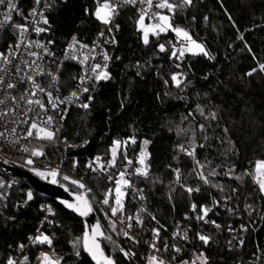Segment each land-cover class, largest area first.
<instances>
[{"label":"trees","instance_id":"1","mask_svg":"<svg viewBox=\"0 0 264 264\" xmlns=\"http://www.w3.org/2000/svg\"><path fill=\"white\" fill-rule=\"evenodd\" d=\"M104 2L55 3L48 17L50 37L56 45L61 47L73 37L92 42L105 27L95 16L96 8ZM138 20L136 10L123 5L109 32L113 39L110 78L92 84L94 100L88 109L70 112L64 147L58 151L57 141H36L31 146L44 149L50 158L64 156L69 144L87 141L85 149L69 150L66 156L78 159L75 173L85 176L101 198L116 187L115 181L125 172L131 184L146 195L140 238L148 241L153 230L159 229L160 251L167 257L182 260L195 248L205 252L207 264H264V195L250 175L256 162L264 161V70L260 69L264 64V0H191L190 5L177 7L171 24L200 40L209 53H187L182 67L174 64L171 54L175 33L150 34L145 44ZM161 44L165 51L160 50ZM177 73L179 87L171 79ZM128 137L135 139L129 153L134 164L139 152L145 149L149 153L148 178L124 168L120 157L109 173L83 169L94 155H101L109 164L113 142ZM193 150L194 155L187 154ZM176 169L181 170L184 185L199 189L192 197L176 183ZM201 172L209 183L201 179ZM213 172L215 175H210ZM0 186V264H8L18 244L25 243L42 224L53 242L51 247L35 248L33 261L38 262L41 251L48 249L60 264H93L82 245L78 256L72 245L84 233L80 218L36 192L29 200L30 188L22 180L11 185L0 177ZM237 196L241 202L248 198L252 213L247 215L241 206L239 219L227 211H212L215 224L203 228L210 237L207 244L196 239L183 243L172 235L174 227L182 223L195 237L198 224L186 219L192 201L201 213L203 207H213L215 200ZM112 199L113 195L111 203ZM43 203L51 209L47 217ZM90 203L105 235L111 237L103 241L106 254L117 264H149L147 248L121 237L118 224L104 215L95 199L90 198ZM137 204L136 196H130L123 215L132 213ZM239 222L246 226L245 241L229 247V226L236 227ZM177 246L180 253L175 252ZM131 250L134 256L126 257L124 252Z\"/></svg>","mask_w":264,"mask_h":264},{"label":"built area","instance_id":"2","mask_svg":"<svg viewBox=\"0 0 264 264\" xmlns=\"http://www.w3.org/2000/svg\"><path fill=\"white\" fill-rule=\"evenodd\" d=\"M64 1L65 0H41V3L37 5L36 0H13L18 11L12 13V21L9 24L3 28H0V53L8 56L11 60V63L5 64L3 60L0 59V68L7 69L6 72L0 71V76L3 77L4 81V83L0 85V100L4 101L3 104H0V113L4 114L2 117H0V133H3V135L0 136V177L6 178L8 183L11 185H17L21 179L16 178L8 173L7 168L18 167L29 171L45 182L50 184L58 183L61 185H66L80 194L85 193L86 189L90 190L86 192L87 199H89V201L90 198L95 199L103 210L104 215L108 216L118 224L119 234L121 237L129 238L123 235V232L126 231L129 233V236L134 238L132 239L133 241L143 244L148 250L149 258L155 255L159 259H163L165 264H184V262L193 264V261H195V264H201V261L198 260L197 257L202 253L203 257L206 258L205 252H198L195 248H191L189 250V256L182 260H177L175 256L172 258L167 257L165 253L160 251L159 229L158 237H155L154 233H152L151 239L148 241H143L140 238L139 231L143 226L145 210L147 208L146 195L143 189H138L133 186L126 175L125 179L129 181L130 187H125L122 185V191L125 193V195L122 197L123 209L122 211H118L115 216L111 214V208L116 206L115 188L109 189L106 193V196L101 198L95 192L93 186L86 180L85 176L75 173V170L78 169L79 166L78 159L74 156L71 158H67L66 156L69 150L77 151L80 149H85L88 144L87 141L69 144L65 147L66 154L64 156H52L50 158L47 157L48 155L44 149L38 146H31L36 141H57L58 151L60 147H64L66 142L64 132L67 127V118L70 112L74 109H84L80 106L83 103H88L90 107L94 100L92 84L98 83L100 81H106H95L94 78L92 80L87 79L88 76L92 75V66L95 64H100L103 66L106 63V71L110 74V48L112 47L113 39L109 32L113 27L115 20L119 17L121 8L123 5H125L122 3V0H110L113 5H119L116 9L114 18L109 25H105V27L95 36L92 42L87 43L76 38L74 42L73 38H70L63 46L60 47L57 46L55 41L50 37L51 23L48 15L50 9L55 3ZM157 2H159V0H153V6L151 9L148 8L146 3H140L139 0L135 5H126L134 8L139 16L142 9L146 10L147 15L144 22L150 25L159 22L158 20L152 19L153 13H160L171 18L177 9L175 8L173 12H169L167 9H158L155 7ZM34 9L37 12L35 17L32 15ZM7 12L8 7L6 0L4 5H0V20H3L4 15L7 14ZM39 13H43V17L48 20V24H44L42 22ZM34 21H37L38 23H34ZM14 24H27L28 31L23 37V42H21L22 38L20 37L19 31L13 27ZM37 26L45 28L46 31L39 34L35 33L33 28ZM170 31L171 30L160 32L158 35L169 33ZM101 33H103V35H101ZM37 43L43 45L44 47H37ZM171 44L173 49H179L184 45V41L175 35ZM17 45H19V47H17ZM70 45H74V47L70 48ZM82 45L87 47H81ZM45 48L47 49V52H45ZM30 52H35L37 55L31 56L28 54ZM104 53H107V55L110 57L108 61L103 59ZM71 56H75L76 59L70 58ZM85 56H88L89 59L81 63ZM185 56L180 59L175 57L174 64L176 66L179 65V67H182ZM33 61H35L34 64L32 63ZM17 69H19V72ZM41 70L42 74H37L40 73ZM101 70H103V67ZM28 76H32L35 84H38L39 87L43 88L45 91L40 92L39 89L35 88L33 80H29L27 78ZM81 77H85L84 83L81 82ZM8 83H12L15 86L13 88H8ZM83 87H88L89 91L83 92ZM33 92L35 95H31ZM48 92H51L52 101L53 103H56V107H53V104L49 102V97L47 95ZM73 92L78 94V98L74 97L71 101H69L67 98L70 97ZM13 97L15 99H13ZM21 97H24V99H21ZM89 97H91V101H89ZM28 99H32L33 101L39 99L44 105V108H40V106L35 103L28 104ZM59 101L64 102L60 103ZM49 116L52 117V122L50 124L47 123V118ZM33 122L37 123L39 127H43L48 131H52L54 133L53 139L48 140L37 138L36 129H31L34 134L33 136L29 137L27 132L30 130V126ZM133 139V137H128L125 141L121 142V146L117 151L116 158H121L122 166L124 168H133V173L135 176L148 178L151 174L149 153L147 150H142L147 153L145 165L147 166L148 175L145 177L137 174L135 171L138 167H144L139 163L140 154L142 151L138 153L135 164L130 158V148L135 145V143H132ZM25 148H27L28 151H25ZM34 151L40 152L42 154L33 155L32 153ZM97 157L100 159L97 160ZM29 160L32 161L31 164L28 163ZM128 161H132V163L129 164ZM69 163H71V166H69ZM89 165H91V167H89ZM101 165H103V168H101ZM110 168L111 166H109V164L101 155H94L86 161L83 169L91 173H109ZM53 170H55L58 175H51ZM177 170L179 172V177H177ZM38 172L43 173V175H39ZM174 172L176 183L183 186L188 195L192 197L193 191L191 193L187 191V188L191 187L182 183L181 170L176 169ZM64 176H67L70 179L65 180L63 178ZM73 180L83 183L86 188H79L77 185L71 182ZM29 192L32 194L34 191L30 189ZM234 193L237 194V191L235 190ZM111 195H113L112 203L109 201V204L105 205L103 200L106 197L109 199ZM134 195L136 196V201L138 203L136 208L132 213L123 215L127 200L130 196L133 197ZM193 204L194 202L192 201L189 213L186 215V219L192 220L198 224L195 237H193L191 234L190 227H186L182 223H178L174 227V231H172L173 236L174 233H179V235L174 236L175 238L187 244L195 242V239L201 241L199 239V235L201 234L206 236L205 232H203V228L205 225L211 224L214 221L211 216L212 211L218 209L221 211H227L230 214H236L239 219H242V214L240 213L241 206L247 215L252 213L251 203L248 198H245L241 202L240 196L235 197V199L223 197L221 202L215 200L213 207H210L211 211H209L207 217L204 220L197 218L198 216L202 215V212H197V207L195 210H193ZM48 209L47 203H43L42 210L44 211L46 217L49 215ZM137 217H139L142 223L137 222ZM129 224H131L130 228L128 227ZM164 229L166 230V228ZM228 231L230 233V239L228 240L229 247H233L235 245L240 246L243 244L245 241L244 232L246 231V226H244L243 223L239 222L236 227L230 225ZM40 233H44L45 235L51 237L44 230V225L42 224L35 231V233L28 237V240L25 243L18 244L15 254L11 258L15 264H41L40 259L38 262H36L31 258L32 251L35 248L40 246L48 247L47 244L33 243V239ZM185 233L187 235L186 239L183 238ZM153 243H155L156 248L159 249V251H156L151 246ZM21 245H23V247H21ZM176 248H179L180 251L177 252L175 250V252L180 253L181 248L178 246L175 247V249ZM41 253H49L52 255V252L48 249H43ZM129 256H134V252L132 250L129 251ZM53 258L56 259L54 256Z\"/></svg>","mask_w":264,"mask_h":264},{"label":"snow or ice","instance_id":"3","mask_svg":"<svg viewBox=\"0 0 264 264\" xmlns=\"http://www.w3.org/2000/svg\"><path fill=\"white\" fill-rule=\"evenodd\" d=\"M6 2V0H0V5H4ZM138 2V0H122L123 4H131V5H135ZM140 3H146L148 5V8L151 9V7L153 6V0H139ZM41 3V0H36V4L39 5ZM191 4V0H182L181 4H175L170 2V0H159V2H157L155 4V7L158 9H167L169 12H173L175 8L177 7H184L186 5H190ZM119 5H113L110 0H105V2L103 4H100L96 10H95V16L96 18L103 24L105 25H109L112 22V19L114 18V15L116 13V9ZM7 7H8V12L7 14L4 15L3 20H0V28L5 27L7 24H9L12 21V13L18 11L17 10V6L16 4L13 2V0H7ZM32 15L35 17L37 15L36 10L34 9L32 12ZM41 20L44 24H48V20L46 18L43 17V13H39ZM147 15V11L146 10H141L140 16H139V20H138V24L140 25V29L143 32V41L145 44H148L149 42V32L151 31L152 34L158 35L160 32H165V31H173L175 33V35L178 38H181L184 41V45L181 46L179 49L174 48L172 50V56L176 57L177 59L183 58L185 56L186 53H191L193 55H200L203 54L205 56H208L209 53L206 51L205 47L203 46V44L198 43L196 40H194L192 38V36L189 34L188 31L179 28V27H174L171 22H170V17L167 15H162L160 13H153L152 14V19L153 20H158V23H153L150 25H145L144 21ZM34 23H38L37 21H34ZM13 27L15 29H17L19 31L20 37L22 38L23 42V37L25 35V33L28 31V26L27 24L24 25H20V24H14ZM33 31L37 34L46 31L45 28L42 27H34ZM101 35H103V33H101ZM73 41L75 42V37H73ZM37 47H41L43 48V45L40 44H36ZM17 47H19V45H17ZM70 48H73L74 45H70ZM81 47H87L82 45ZM160 50L161 51H165V47L163 44H161L160 46ZM45 52H47V49L45 48ZM31 56H36L37 53L35 52H30L28 53ZM70 58L72 59H76L75 56H71ZM0 59L3 60V62L5 64H9L11 63V60L8 56H5L4 54L0 53ZM89 59L88 56L84 57V60L81 61V63H83L84 61H87ZM103 59L105 61H108L110 59V57L107 55V53L103 54ZM33 64L35 63V61L32 62ZM103 67V70H101ZM177 67H179V65H177ZM107 69V64L105 63L103 66H101L100 64H95L94 66H92L91 72L92 75L88 76L87 79L88 80H92L94 78L95 81H100V80H107L110 78V74L106 71ZM260 69L264 70V64L260 65ZM100 70V71H98ZM0 71H4L6 72L7 69H3L0 68ZM17 71L19 72V69H17ZM255 71V69L253 70ZM37 74H42V70L40 73ZM249 75H251V73H249ZM180 74H173L171 79L172 81H174L176 83V86L179 87L181 80L179 79ZM29 80H33L32 76H28L27 77ZM81 82L84 83L85 82V77H81ZM4 83L3 81V77L0 76V85H2ZM33 83L35 85V88L39 89L40 92H44L45 90L43 88H40L38 84H35V81L33 80ZM15 85L12 83H8L7 87L8 88H13ZM83 92H88L89 88L88 87H83L82 88ZM31 95H35V93H31ZM48 97H49V102L53 104V107H56V103H53L52 101V94L51 92L47 93ZM78 98V94L76 92H73L71 94L70 97H68L67 99L69 101L72 100V98ZM13 99H15L13 97ZM21 99H24V97H21ZM58 99V98H57ZM89 101H91V97H89ZM60 103H63L64 101H59ZM4 101L0 100V104H3ZM28 104H37L40 106V108H44V105L41 103V101L39 99L33 101L32 99H28L27 100ZM81 107H83L84 109H87L89 107L88 103H83L80 105ZM201 114H203V110H201ZM4 114L0 113V117H2ZM213 118L215 117V114L212 113ZM26 122V121H25ZM52 122V117H48L47 118V123H51ZM203 127V126H201ZM31 129H36V136L39 139H48L51 140L54 137V133L52 131H48L46 128L43 127H39L37 123L33 122L30 126V130H28L27 135L29 137L33 136V131ZM3 133H0V136H2ZM126 143V142H125ZM132 143H135V140H132ZM149 142L148 141H144V144L147 145ZM121 146V142L120 141H114L113 142V147L111 149V154H112V160L109 162V166L114 165L115 163V159L117 156V151ZM25 151H28L27 148L24 149ZM181 151H185L184 147L181 146ZM33 155H41L42 153L40 152H36L34 151L32 153ZM188 155H194V150L192 152H188ZM147 157V153L142 151L140 154V159H139V163L144 166V167H138L136 168V173L142 176H147L148 175V171H147V166L145 165V160ZM100 158L97 157V160H99ZM29 164L32 163L31 160L28 161ZM129 164L132 163V161H128ZM197 164H199V162L197 161ZM89 167H91V165H89ZM201 167H203L201 165ZM101 168H103V165H101ZM94 170V169H93ZM39 175H43V173H39ZM249 174V173H246ZM51 175L56 176L58 175V173L53 170ZM210 175H215V173H210ZM250 175H252V178L254 180V182L258 185L259 190L264 193V161H257L256 165H255V171L254 173H250ZM177 177H179V172L177 170ZM200 177L201 179L204 180L205 183H209L208 178L203 174V172L200 173ZM65 180L70 179L67 176L63 177ZM237 179H239V177H237ZM73 184L77 185L79 188L81 189H85L86 186L76 180L71 181ZM116 183V187H115V205L114 207L111 208V214L113 216H115L117 214L118 211H122L123 209V204H122V197L125 195L124 191H122V185L125 187H130L129 181L127 179H125V172H121L119 175V179H117L115 181ZM196 191H198L199 189H195ZM90 191L86 189V192ZM111 191V190H110ZM187 191L189 193H191L192 191H194L192 188H187ZM86 192L80 195L76 196V202L75 203H69V202H64L66 207H68L69 209H72L73 211L77 212L79 215L81 216H87L91 211H92V206L89 202V200L87 199L86 196ZM28 199L31 200L32 199V194L29 192L28 193ZM103 203L105 205L109 204V199L106 197L103 200ZM193 210L196 209V205L193 204L192 205ZM49 212H51V209H48ZM209 211H211L210 208L208 207H203L201 209L202 215L198 216L197 218L200 220H204ZM131 219V218H129ZM153 219H155V217H153ZM123 222V221H121ZM137 222L138 223H142V221L139 219V217H137ZM212 223L215 224V222L213 221ZM113 226V230H115V224L112 225ZM217 228H219V225H215ZM128 227H131V224L128 225ZM154 236L158 237L159 236V230L158 229H154L153 230ZM124 236L129 237V239H134L133 237L129 236L128 232H123ZM175 235H179V233H174ZM99 238H104V239H108L111 240L110 236H105V234L100 230V225L97 223L95 226L91 227V231L89 232L88 230H86L83 234L82 237H78L76 238L74 241H72V245L74 249H77L76 251V255L78 256L79 253V247L82 245L84 251L88 252L91 256L92 259L95 261V264H115V261L108 255H105L103 249L101 248V245L99 243ZM183 238H187V235L185 233ZM199 239L201 241H203L205 244H207L209 242L210 237L205 236V235H199ZM52 238L49 237L48 235H45L44 233H40L39 235H37L34 239H33V243H39V244H47L49 247H51L52 245ZM156 251H159V249L156 248L155 243H153L151 245ZM21 247H23V245H21ZM122 252L124 251L123 249H120ZM167 250V245H165V251ZM177 252L180 251L179 248L175 249ZM124 255L127 257L129 255V253L124 252ZM54 256V251L53 254L50 255L49 253H41V264H60V259L53 258ZM198 260L201 261V264H207V260L206 258L203 257V254L201 253L198 257ZM8 264H15V262L13 260H9ZM149 264H165V261L163 259H159L157 256L153 255L149 258ZM184 264H188V262H184ZM193 264H195V261H193Z\"/></svg>","mask_w":264,"mask_h":264},{"label":"water","instance_id":"4","mask_svg":"<svg viewBox=\"0 0 264 264\" xmlns=\"http://www.w3.org/2000/svg\"><path fill=\"white\" fill-rule=\"evenodd\" d=\"M7 172L10 173L12 176L21 179L25 184L28 185V187L30 189H32L34 192L38 193L46 201L56 202L57 204L64 207L68 212H70V213L76 215L78 218H80L84 224V232L86 230H88L90 232L91 227L95 226L98 223L100 225V230L105 234V232L102 228V225H101L91 203L90 204L92 206V211L87 216H81L77 212L66 207V205L64 203L65 201L69 202V203H75L76 202V199H75L76 196L80 195V193H78L77 191L71 189L70 187H68L66 185H61L58 183L57 184H50L48 182H45L42 179H40L39 177L33 175L29 171L22 169V168L8 167ZM104 240H105L104 238H99V243H100L101 248L103 249L105 255H107L104 248H103V241ZM84 252L88 255V257L91 259L93 264H95V261L92 259V256L88 252H86V251H84ZM115 264H117V263L115 262Z\"/></svg>","mask_w":264,"mask_h":264},{"label":"rangeland","instance_id":"5","mask_svg":"<svg viewBox=\"0 0 264 264\" xmlns=\"http://www.w3.org/2000/svg\"><path fill=\"white\" fill-rule=\"evenodd\" d=\"M170 1H172L173 3H175V4H181L182 3V0H170ZM145 23V22H144ZM145 25L147 26V25H149V24H146L145 23ZM139 29H140V25H139ZM141 30V29H140ZM142 31V30H141ZM143 33V32H142ZM150 34H152V32L150 31L149 32V35ZM191 35V34H190ZM192 36V35H191ZM192 38L194 39V40H196L198 43H201V44H203L200 40H198V39H195L193 36H192ZM148 39H149V37H148ZM203 46L205 47V45L203 44ZM205 49H206V47H205ZM206 51H207V49H206ZM208 52V51H207ZM191 54V53H190ZM193 55V54H192ZM200 55H203V54H200ZM179 79H180V77H179ZM202 130V129H201ZM200 130V131H201ZM145 150V149H144ZM146 151V150H145ZM33 195V194H32ZM263 195H264V193H263Z\"/></svg>","mask_w":264,"mask_h":264}]
</instances>
